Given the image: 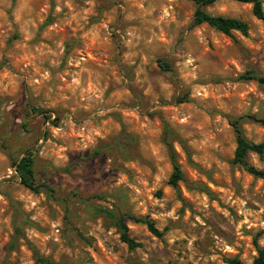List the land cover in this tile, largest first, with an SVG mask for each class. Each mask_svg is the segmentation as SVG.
<instances>
[{"label":"rangeland","instance_id":"obj_1","mask_svg":"<svg viewBox=\"0 0 264 264\" xmlns=\"http://www.w3.org/2000/svg\"><path fill=\"white\" fill-rule=\"evenodd\" d=\"M194 10V0H0V264H252L255 244L264 249V180L232 164L228 122L264 117V86L242 78L264 76V21L217 1L207 13L249 25L226 36L191 26ZM242 130L264 142L257 122ZM29 149L49 190L20 184L12 162ZM247 159L264 170V153ZM120 214L148 217L162 236L126 220L140 243L129 250Z\"/></svg>","mask_w":264,"mask_h":264},{"label":"trees","instance_id":"obj_2","mask_svg":"<svg viewBox=\"0 0 264 264\" xmlns=\"http://www.w3.org/2000/svg\"><path fill=\"white\" fill-rule=\"evenodd\" d=\"M217 1L220 0H194L195 3V10L193 13L192 24L191 26L197 27L200 25H207L210 28L218 31L226 36H230L232 32H237L243 36H247L249 33V25L247 22L242 21L236 18H229L223 16H215L207 13L206 7L212 6ZM243 4H248L251 6L252 15L257 19L264 21V11L262 7V3L260 0H228ZM158 67L163 72H171V67L164 61L163 58L157 60ZM244 80H254L260 85L264 86V76H254L250 73H247L245 76L242 77ZM183 101H180V103ZM36 114L43 116L46 122H49L52 126H55L59 119L55 117L53 121L51 120L52 116L47 111L34 109L31 108ZM247 120H253L257 122L263 129H264V117H259L256 115H247L238 117L235 119H229V125L232 127L234 134H235V143L236 147L234 150L232 164L237 167H241L245 172L252 175L255 178H259L264 180V170H260L252 166L247 159L248 153H254L258 156H262L264 153V142L263 143H252L251 141L247 140L243 134L242 124ZM170 130L165 129L164 132V142L167 148L169 149L170 158L172 161V173L168 180V184L176 189L177 185L180 181H182V172L180 167L176 161V154L170 144L169 140ZM180 144L183 143L180 142ZM35 149L26 150L23 153V156L18 160L12 162V166L14 171L16 172L20 184L25 187L26 189L30 190L33 193H39L42 188L49 190L46 185L38 183L35 170H34V163H35ZM106 216L110 217L111 213L109 210H102ZM112 219L114 222V226L117 228L120 240L124 243L129 250H134L140 247V243H137L134 239L130 237L128 234V228L126 225V220H131L135 223L144 224L148 231L155 237L160 238L162 233L158 231L155 227L153 221H151L148 217L145 218H136L132 215H112ZM256 248V257L253 259L252 264H264V249L259 247L255 244ZM226 264H245L237 257L229 258L225 260Z\"/></svg>","mask_w":264,"mask_h":264}]
</instances>
